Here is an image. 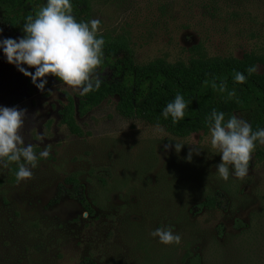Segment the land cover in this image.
I'll return each instance as SVG.
<instances>
[{
    "label": "rangeland",
    "instance_id": "obj_1",
    "mask_svg": "<svg viewBox=\"0 0 264 264\" xmlns=\"http://www.w3.org/2000/svg\"><path fill=\"white\" fill-rule=\"evenodd\" d=\"M90 3V21H101L97 34L125 37L139 64L264 56V0ZM4 38L19 37L0 20ZM109 76L108 68L92 75ZM66 92L77 97L81 89L48 75L39 90L0 48V107L26 109L21 134L37 155L31 179L7 178L11 164L27 163L23 158L0 163V264H264V144L252 152L243 179L230 174L224 180L211 130L175 136L122 117L114 96L76 117L83 130L76 136L59 122ZM176 143L183 144L179 152ZM44 149L47 158L39 155ZM70 175L82 184L91 215L75 199L52 201L59 185L69 187ZM217 193L220 203L202 207ZM168 226L181 236L179 244L150 235Z\"/></svg>",
    "mask_w": 264,
    "mask_h": 264
},
{
    "label": "trees",
    "instance_id": "obj_2",
    "mask_svg": "<svg viewBox=\"0 0 264 264\" xmlns=\"http://www.w3.org/2000/svg\"><path fill=\"white\" fill-rule=\"evenodd\" d=\"M47 0H0V20L8 29L22 38L24 24L28 16L35 18ZM72 15L77 22H90V0H70ZM100 34H97L99 38ZM104 38L102 63L100 69L108 68L110 76L99 78L98 89L77 97L66 92L59 111V122L70 134L80 136L82 128L77 116H84L104 100L117 97L115 109L125 118H139L150 124L163 126L169 133L186 137L198 131L211 130L214 121L210 119L213 109L225 114V122L240 114L253 132L264 129V56L249 52L242 57L203 56L190 57L187 61L167 62L154 59L145 63H136L133 50L125 37ZM255 66L257 71L249 74L247 69ZM258 66H261L258 69ZM246 76L244 83H237L235 73ZM57 82V77L49 74ZM93 84L97 78L91 77ZM205 81L208 83L205 84ZM215 82L216 88L212 87ZM27 83L30 81L27 79ZM226 84L221 92L220 85ZM235 92L229 97V92ZM181 94L188 102L185 117L173 123L171 116L162 115L169 102ZM253 150L258 151L259 141ZM18 164H11L7 178L15 181ZM65 183L58 186L53 202L60 197L78 201L88 214H92L91 205L82 190V184L75 175L65 177ZM222 201L221 194H209L202 201V207L212 209Z\"/></svg>",
    "mask_w": 264,
    "mask_h": 264
},
{
    "label": "clouds",
    "instance_id": "obj_3",
    "mask_svg": "<svg viewBox=\"0 0 264 264\" xmlns=\"http://www.w3.org/2000/svg\"><path fill=\"white\" fill-rule=\"evenodd\" d=\"M22 38L0 39L8 63L16 65L17 69L25 76L31 78L32 83L41 91L44 90L49 74L57 77L66 85L80 88L81 95L100 87V79H91L95 70L102 63L103 36L97 38L100 19L94 18L90 22H77L72 15L70 0H47L35 18H26ZM21 65L34 68V72L27 71ZM248 73L257 71L256 67H249ZM235 81L244 83L246 76L236 72ZM39 81V82H37ZM208 82L205 81V84ZM212 87L216 88L215 82ZM221 92L226 90V84L219 87ZM229 97L235 92H229ZM188 102L181 94H177L172 102L163 109L165 119L171 116L173 123L185 117ZM26 109L17 107H0V163L5 167L7 162H18L22 158L27 163L20 164L16 173L17 181L32 178V168L36 167L37 155L32 145L25 146L21 129L24 127ZM210 119L214 121L211 128V146L218 149L221 162L216 166L220 177L228 180L230 174L243 179L248 174L251 154L257 141L264 144V129L253 132L251 125L235 115L225 122V114L213 109ZM23 145V147H21ZM183 144H175L177 152ZM167 148L168 145H165ZM198 154V152H197ZM47 158L49 150L44 149L39 153ZM191 151L187 159H191ZM7 158L4 161L3 158ZM31 167H28V166ZM231 169V170H230ZM158 237L164 244H179L181 236L173 231L171 226L157 228L150 233Z\"/></svg>",
    "mask_w": 264,
    "mask_h": 264
}]
</instances>
